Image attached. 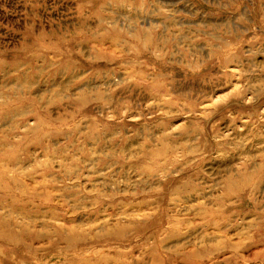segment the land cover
<instances>
[{"label": "rangeland", "instance_id": "rangeland-1", "mask_svg": "<svg viewBox=\"0 0 264 264\" xmlns=\"http://www.w3.org/2000/svg\"><path fill=\"white\" fill-rule=\"evenodd\" d=\"M0 264H264V0H0Z\"/></svg>", "mask_w": 264, "mask_h": 264}]
</instances>
